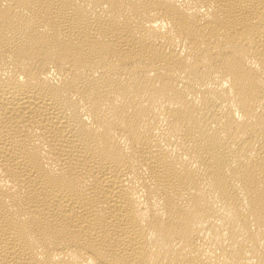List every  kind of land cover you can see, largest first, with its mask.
I'll list each match as a JSON object with an SVG mask.
<instances>
[{"label": "bare ground", "instance_id": "bare-ground-1", "mask_svg": "<svg viewBox=\"0 0 264 264\" xmlns=\"http://www.w3.org/2000/svg\"><path fill=\"white\" fill-rule=\"evenodd\" d=\"M0 264H264V0H0Z\"/></svg>", "mask_w": 264, "mask_h": 264}]
</instances>
